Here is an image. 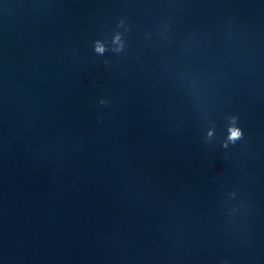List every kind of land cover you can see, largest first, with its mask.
<instances>
[{
	"label": "water",
	"instance_id": "water-1",
	"mask_svg": "<svg viewBox=\"0 0 264 264\" xmlns=\"http://www.w3.org/2000/svg\"><path fill=\"white\" fill-rule=\"evenodd\" d=\"M0 264H264V0H0Z\"/></svg>",
	"mask_w": 264,
	"mask_h": 264
},
{
	"label": "clouds",
	"instance_id": "clouds-1",
	"mask_svg": "<svg viewBox=\"0 0 264 264\" xmlns=\"http://www.w3.org/2000/svg\"><path fill=\"white\" fill-rule=\"evenodd\" d=\"M117 28L118 29L123 28L125 29V31H127V28L125 26V21L123 19L117 22ZM111 43L112 45H114V47L111 49L114 53L118 54L123 52L126 47V41L123 38V33H121L120 31L115 32L114 35L112 36ZM94 51L99 55H103L106 51H108V49L101 41L97 40L94 45ZM104 103L105 101L102 100L101 104ZM230 119H231V126L228 129L229 135L227 139L229 142L235 143L236 141L241 139L243 133L241 129L236 126L237 117L233 116ZM208 135L211 136L212 133L209 132ZM224 146L227 147V144H225ZM235 194H236L235 192H232L230 195L234 196Z\"/></svg>",
	"mask_w": 264,
	"mask_h": 264
}]
</instances>
